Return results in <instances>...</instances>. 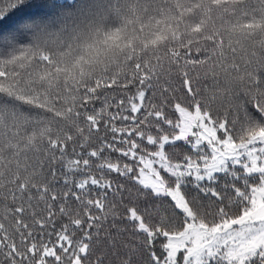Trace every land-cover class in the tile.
I'll list each match as a JSON object with an SVG mask.
<instances>
[{"label": "snow or ice", "instance_id": "obj_1", "mask_svg": "<svg viewBox=\"0 0 264 264\" xmlns=\"http://www.w3.org/2000/svg\"><path fill=\"white\" fill-rule=\"evenodd\" d=\"M30 7L0 0V37ZM179 81L100 98L22 248L0 235V264H264V77L243 105L214 75Z\"/></svg>", "mask_w": 264, "mask_h": 264}, {"label": "trees", "instance_id": "obj_2", "mask_svg": "<svg viewBox=\"0 0 264 264\" xmlns=\"http://www.w3.org/2000/svg\"><path fill=\"white\" fill-rule=\"evenodd\" d=\"M21 2L38 15L0 37V235L21 248L17 233L43 214L38 190L62 178L60 151L88 137L103 95L139 76L178 87L187 70L243 105L264 77V0Z\"/></svg>", "mask_w": 264, "mask_h": 264}]
</instances>
